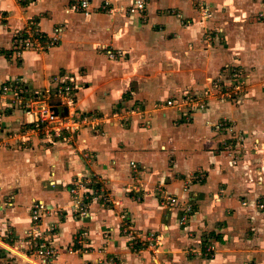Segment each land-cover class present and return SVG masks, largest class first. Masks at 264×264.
Wrapping results in <instances>:
<instances>
[{
    "label": "crops",
    "instance_id": "obj_1",
    "mask_svg": "<svg viewBox=\"0 0 264 264\" xmlns=\"http://www.w3.org/2000/svg\"><path fill=\"white\" fill-rule=\"evenodd\" d=\"M70 1L0 0V85L41 89L74 73L77 110L101 118L96 132L53 143L32 135L24 149L34 116L0 97V259L42 264L28 236L31 205L42 200V229L54 227L48 238L61 253L55 264H264V147L255 144L264 140V0H146L133 17L86 16L68 10ZM111 1L127 8L136 0ZM33 22L48 34L63 25L62 38L17 54L13 34ZM105 45L126 54L109 59ZM235 67L251 74L239 101L213 98L192 113L162 103L202 93ZM129 107L137 113L128 121L103 123ZM221 119L246 136L236 165L222 144L231 135L214 131ZM93 175L109 203L90 196V214L80 216L70 188ZM169 196L182 204L165 205ZM123 214L145 244L125 233Z\"/></svg>",
    "mask_w": 264,
    "mask_h": 264
},
{
    "label": "built area",
    "instance_id": "obj_2",
    "mask_svg": "<svg viewBox=\"0 0 264 264\" xmlns=\"http://www.w3.org/2000/svg\"><path fill=\"white\" fill-rule=\"evenodd\" d=\"M146 0H136L133 4L124 8L122 5L114 6L111 0H101L98 6H95V0H71L68 4V10L80 12L86 16H91L94 11L108 14L126 13L133 17L135 14H143L146 9ZM208 13L204 14V18H208ZM5 16L0 12V20ZM64 33L63 25H56L52 34H48L36 23L27 24L22 29L16 30L13 34L12 45L14 52L22 54L25 50L35 49L38 52H45L51 46L57 45ZM101 51L112 60L120 59L126 51L113 48L110 45L102 47ZM55 84L41 89H31L27 84L20 80H14L0 85V97L9 96L11 103L18 106L26 114L34 116L32 125L25 130V134L20 138L21 147L28 149L31 136L36 135L48 143L56 140H70L79 134L83 128H90L97 131L101 125V118L93 113L80 114L76 108L77 93L82 85L78 82L76 74H69L66 78L58 76L54 79ZM251 74H247L241 68L235 67L230 70L227 77L216 79L202 93L196 91H186L180 97L174 96L168 98L162 103L165 106H176L185 109L186 112L192 113L198 110L208 108L210 99H218L222 102H236L250 90ZM58 110V111H57ZM137 113V108L129 107L126 109H116L111 116L103 120V123H111L113 120L128 121L130 115ZM216 133L227 132L231 137L224 141L223 147L230 150L233 154L232 163L236 165L241 157L242 150H245L246 136L237 132L234 124L229 119H221L214 124ZM264 147V140L256 141ZM261 148V147H260ZM132 167L137 168L138 165L132 162ZM199 176H203L200 174ZM99 179L96 175L86 179L81 177L79 184L72 186L70 191L75 195V204L73 210L80 216H88L90 207L88 200L90 196H98L109 203L108 195L105 190L97 187ZM168 206L181 205L182 201L177 196H169L164 203ZM260 209H264V199L258 204ZM187 206V205H186ZM31 221L32 226L28 230V236L31 237L32 250L34 256L39 258L42 264H55L60 256V249L48 237L53 232L54 227L49 226L42 229V221L44 216L49 212L48 205L42 200H34L31 205ZM188 207L180 218L181 224H186L191 213ZM124 218V231L131 235L133 242L139 238L141 244H145L148 237L139 236L133 233L132 225L127 222V216ZM160 237H157L155 243L151 242L150 246L159 244ZM214 246L207 248L206 253L209 255ZM69 253H76L73 247H68ZM212 254V253H211Z\"/></svg>",
    "mask_w": 264,
    "mask_h": 264
},
{
    "label": "rangeland",
    "instance_id": "obj_3",
    "mask_svg": "<svg viewBox=\"0 0 264 264\" xmlns=\"http://www.w3.org/2000/svg\"><path fill=\"white\" fill-rule=\"evenodd\" d=\"M206 240H208V239H206ZM209 255H211V253ZM0 264H15V263L12 260L0 259Z\"/></svg>",
    "mask_w": 264,
    "mask_h": 264
},
{
    "label": "trees",
    "instance_id": "obj_4",
    "mask_svg": "<svg viewBox=\"0 0 264 264\" xmlns=\"http://www.w3.org/2000/svg\"><path fill=\"white\" fill-rule=\"evenodd\" d=\"M218 238V237H217ZM219 239V238H218Z\"/></svg>",
    "mask_w": 264,
    "mask_h": 264
},
{
    "label": "water",
    "instance_id": "obj_5",
    "mask_svg": "<svg viewBox=\"0 0 264 264\" xmlns=\"http://www.w3.org/2000/svg\"><path fill=\"white\" fill-rule=\"evenodd\" d=\"M58 111V110H57Z\"/></svg>",
    "mask_w": 264,
    "mask_h": 264
}]
</instances>
